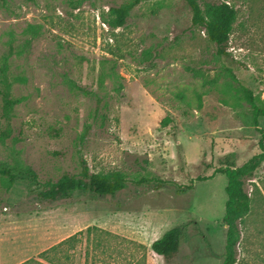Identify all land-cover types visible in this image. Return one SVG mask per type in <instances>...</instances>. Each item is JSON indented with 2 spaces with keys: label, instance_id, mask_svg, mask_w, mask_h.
I'll use <instances>...</instances> for the list:
<instances>
[{
  "label": "rangeland",
  "instance_id": "1",
  "mask_svg": "<svg viewBox=\"0 0 264 264\" xmlns=\"http://www.w3.org/2000/svg\"><path fill=\"white\" fill-rule=\"evenodd\" d=\"M127 1L0 0V68L8 57L17 100L6 118L0 95V264L91 225L142 242L154 223L185 225L184 234L169 260L144 240L147 264L225 258L228 176L217 169L227 154L241 166L262 152L264 116L249 95L264 110V0H198L236 8L227 55L192 24L185 0H143L110 27V7ZM82 161L94 173L122 171L126 187L41 198ZM246 189L236 264H264V161ZM85 247L70 250L72 264H85Z\"/></svg>",
  "mask_w": 264,
  "mask_h": 264
},
{
  "label": "trees",
  "instance_id": "2",
  "mask_svg": "<svg viewBox=\"0 0 264 264\" xmlns=\"http://www.w3.org/2000/svg\"><path fill=\"white\" fill-rule=\"evenodd\" d=\"M142 1L128 0L118 6L110 7L109 13L114 17L108 21L109 26L112 28L124 26L131 11ZM185 2L192 11V24L205 29L209 40L216 44L218 55H227V46L237 18L236 8L227 2H207L205 8H202L198 0H185ZM0 82L3 116L8 118L17 103V100L11 96L12 80L9 75L8 57L5 58L0 68ZM249 99L254 106L256 116H264V110L254 105L251 93ZM259 130L262 133L259 141L262 148L261 153L253 155L241 166L236 165L233 153L227 154L223 160V167L217 169V172L228 176L226 210L223 218L227 231L225 258L222 264H236L237 262V246L240 240L238 222L250 211L251 198L246 189V181L253 177L255 170L264 161V129ZM10 175L12 176L10 183H12L15 177ZM207 178L202 176L198 177V180ZM126 184L127 176L122 171L94 173L89 170L87 163L82 161L78 175L64 174L57 181L48 182L46 188L40 192V196L43 200L57 201L68 197L75 191H90L101 196L114 195L123 190ZM191 188V186L187 187V189ZM184 227L185 225L168 229L151 244L153 252L169 260L179 251ZM84 240L86 241L85 264H123L118 260L127 252H130L134 260L130 264H147L148 248L144 243L96 225L88 226L85 230L66 237L40 252L38 257H32L20 264H72L70 250L75 249Z\"/></svg>",
  "mask_w": 264,
  "mask_h": 264
},
{
  "label": "crops",
  "instance_id": "3",
  "mask_svg": "<svg viewBox=\"0 0 264 264\" xmlns=\"http://www.w3.org/2000/svg\"><path fill=\"white\" fill-rule=\"evenodd\" d=\"M153 226H154V229H153ZM151 225L148 229H147V231H146V233L145 234H139L136 238L138 239V240H141L142 242L144 241V240H146V239H149V238H151V241L149 242V243H147V246H148V248L151 250V244L156 240V239H158V238H160L165 232H166V230H164L165 228H160L156 223H154V225ZM159 231V234L156 236V237H153V235L156 233V232H158ZM156 255H158V254H156ZM24 256V255H23ZM158 256H161V255H158ZM161 257H163V256H161ZM18 259H20V258H18ZM17 259V260H18ZM16 261V260H15ZM149 262V264H150V261H148Z\"/></svg>",
  "mask_w": 264,
  "mask_h": 264
}]
</instances>
